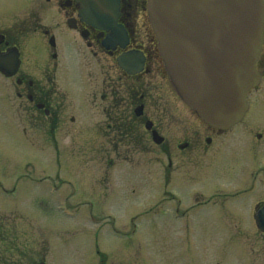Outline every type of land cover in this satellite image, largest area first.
Listing matches in <instances>:
<instances>
[{"label":"flooded vegetation","instance_id":"1","mask_svg":"<svg viewBox=\"0 0 264 264\" xmlns=\"http://www.w3.org/2000/svg\"><path fill=\"white\" fill-rule=\"evenodd\" d=\"M262 4L263 41L256 60L259 80L248 91L242 119L227 129L214 128L188 110H180L166 85L160 92L166 80L162 74L158 84L152 79L155 71L149 51L144 52L141 72L128 75L118 64L117 57L124 51L144 48L137 26L144 18V0H90V14L85 17L79 0H20L17 15L0 22L1 111L6 109L13 130L16 118L20 120V130L31 145L37 146L35 140L41 139L44 143L37 146L41 149L88 150L92 167L104 168L100 176L90 179L98 181L94 186L99 196L110 191L108 169L117 165L136 171L123 180V188L143 196V169L146 165L147 172L151 164L154 195L143 212L155 214L167 204L171 217L181 221L182 234L177 235L181 244L187 242L189 226L208 225L205 217H217L222 221L211 225L235 226L253 257L257 251L264 254V230L258 227L263 225L257 223L258 211L264 208V0ZM59 35L76 56L82 84L77 102L65 89L72 85L64 75L66 67L60 75ZM139 105L142 112L136 115ZM85 113L89 114L87 138L79 146L73 139L79 128L76 115ZM153 131L163 137L160 143L153 139ZM60 161L56 159L57 165ZM45 176L29 175L41 183ZM2 190L6 192L5 187ZM171 203L175 206L169 207ZM2 221L0 264H16L15 252L24 262L33 247L37 252L38 244L39 256L32 263H43L42 232L32 226H6ZM124 229H114L120 241L128 235ZM93 232L94 254L80 264L129 263L122 254L123 244L121 254L112 257L111 249L97 239L100 232Z\"/></svg>","mask_w":264,"mask_h":264},{"label":"rangeland","instance_id":"2","mask_svg":"<svg viewBox=\"0 0 264 264\" xmlns=\"http://www.w3.org/2000/svg\"><path fill=\"white\" fill-rule=\"evenodd\" d=\"M19 10L20 0H0V22L9 21ZM138 22L140 38L146 42L149 28L144 18H140ZM59 44L63 56L60 75L62 76L66 67L64 75L66 78L69 76L72 85L71 88L65 89L72 102H77L79 100L77 94L82 84L77 74L74 49L67 48V41L63 37L59 39ZM154 60L152 68L155 76L152 79L158 84L161 82L159 76L162 74V64L158 58L155 57ZM163 83L160 92H164L165 85L170 88L167 81L163 80ZM173 100L180 110L191 111L180 102L174 92ZM76 118L79 128L73 139L80 146L87 138L89 114H78ZM8 122L6 109L1 111L0 106V179L5 180L3 184L5 183L7 189H14L17 194L9 197L0 192V219H3L2 222L6 226H12L14 222L13 226H33L35 232H42L46 243L43 254L48 264H80L83 261L86 263L89 255L84 250L87 251L90 230H96L94 228L97 226H115L116 229H123L126 226V230L133 226L138 227L135 234L122 237V241L121 237H114L111 229L98 230L100 235L97 239L105 248L111 249L108 253L113 254L112 257L121 254L119 245L123 244L122 254L129 261L128 264H264V254L257 251V256L253 257L240 236L236 234L235 226L211 225L222 221L221 218L205 217L208 225L189 226L187 242L181 244L177 238L179 233L182 234L179 226L181 221L171 217L167 204L155 214L140 213L145 206L150 205L148 203H151L154 195L151 164L147 172L146 165L143 169V196L131 195L128 192L130 188H123L124 183L122 187L124 179L136 175L135 170H131L130 167L123 170L122 165L112 167L109 174L110 191L104 196H99V191L94 186L98 181L92 182L90 179L94 175L100 176L104 168L92 167L89 162V151L62 150L63 159L57 165L54 149L30 146L31 141L21 134L20 120L16 118L15 130ZM35 143L41 146L44 141L38 139ZM28 163H33L37 168V172L33 173L35 178L42 176L44 178L45 174L48 178L43 179L42 183L41 179L36 180V184L30 182L31 179L25 176V173L28 174L26 172ZM41 169H46V173H41ZM149 173L151 178L148 176ZM56 176L66 182L61 183L62 180H59L58 185L57 182H50L58 180ZM40 185L47 186L45 188ZM50 186H56L57 189L49 192ZM71 186L76 188L75 196L72 194ZM180 189L182 192L186 190L183 184L180 185ZM141 202L143 205L140 206ZM174 206L175 204L171 203L169 207ZM89 214L96 218L93 222L100 224L92 225L90 222L92 220L88 219ZM242 217L246 220V215L242 214ZM39 248L38 244L36 249ZM38 256L32 255L24 264ZM20 263L23 264L22 261Z\"/></svg>","mask_w":264,"mask_h":264},{"label":"water","instance_id":"3","mask_svg":"<svg viewBox=\"0 0 264 264\" xmlns=\"http://www.w3.org/2000/svg\"><path fill=\"white\" fill-rule=\"evenodd\" d=\"M81 4L85 13L89 0ZM147 14L180 98L216 128L235 124L247 107V90L258 80L255 61L262 42V1L147 0ZM126 41L123 36V44ZM118 62L128 73H135L144 57L130 51ZM140 112L141 106L136 109ZM258 215L264 228V209Z\"/></svg>","mask_w":264,"mask_h":264}]
</instances>
